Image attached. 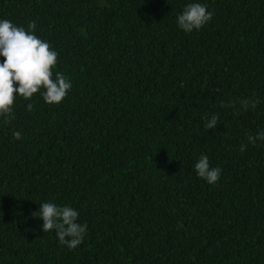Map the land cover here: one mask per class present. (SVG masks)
I'll list each match as a JSON object with an SVG mask.
<instances>
[{
	"label": "trees",
	"instance_id": "trees-1",
	"mask_svg": "<svg viewBox=\"0 0 264 264\" xmlns=\"http://www.w3.org/2000/svg\"><path fill=\"white\" fill-rule=\"evenodd\" d=\"M190 3L213 17L185 33ZM4 19L35 22L72 87L0 117V264H264V141L247 139L264 131V0H0ZM45 202L87 224L77 249L32 216Z\"/></svg>",
	"mask_w": 264,
	"mask_h": 264
},
{
	"label": "clouds",
	"instance_id": "clouds-1",
	"mask_svg": "<svg viewBox=\"0 0 264 264\" xmlns=\"http://www.w3.org/2000/svg\"><path fill=\"white\" fill-rule=\"evenodd\" d=\"M212 17L213 13L208 11L206 5L190 3L177 17V23L185 33H191L193 30H201ZM36 27L35 22H30L25 30L8 19L0 20V57L4 58L3 63H0V117L4 118L5 123L14 119L13 107L17 96L31 100L34 94L40 93L48 105H59L72 87L64 73L56 72L54 76L58 53L48 42L34 34ZM80 31L84 32L83 29ZM259 103L258 99H241L237 111H247L249 108L254 110ZM227 106L232 107V104ZM33 108V104L28 103L27 110L31 112ZM205 120L204 127L212 130L217 127L219 116L213 115L210 119L205 117ZM13 136L17 140L21 139L19 132H14ZM247 139L253 145L257 141H264V131L256 136L248 135ZM246 147L241 145L240 151H245ZM195 171L199 178L215 185L220 180L222 169L210 167L207 155H201L195 164ZM32 216L42 219L43 232L54 230L60 244L68 249L75 250L83 244L88 226L77 222L79 213L74 208L45 202Z\"/></svg>",
	"mask_w": 264,
	"mask_h": 264
}]
</instances>
